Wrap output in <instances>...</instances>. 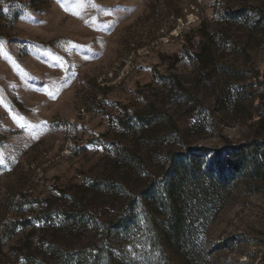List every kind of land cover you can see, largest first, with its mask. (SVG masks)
Returning a JSON list of instances; mask_svg holds the SVG:
<instances>
[{
  "label": "rangeland",
  "instance_id": "374dc122",
  "mask_svg": "<svg viewBox=\"0 0 264 264\" xmlns=\"http://www.w3.org/2000/svg\"><path fill=\"white\" fill-rule=\"evenodd\" d=\"M248 145L187 201L196 242L158 240L169 162ZM79 257L264 264V0H0V264Z\"/></svg>",
  "mask_w": 264,
  "mask_h": 264
},
{
  "label": "trees",
  "instance_id": "16d2710c",
  "mask_svg": "<svg viewBox=\"0 0 264 264\" xmlns=\"http://www.w3.org/2000/svg\"><path fill=\"white\" fill-rule=\"evenodd\" d=\"M251 146L237 147L231 149L226 157L219 156L216 160V169L214 164H206L205 159L200 153H191L185 156H180L172 159L168 164L167 177L165 184L162 187H155L149 190L143 197V212H157L160 205L168 209V215L160 220L153 221L147 225L160 232L156 234L158 240L163 241L175 253L180 251V248L194 244L196 238L193 234L185 233L184 229L187 226L188 220L185 216L187 201L193 197V192L197 201L201 202L206 198H211L212 194L205 195V185L208 183L216 190L223 189V187L230 181L237 170L238 161L251 160L255 164L257 162V155L248 152ZM227 165L229 167L228 171ZM136 217H128L122 219L116 224H112V230L116 236H119L121 231L128 229L131 226L137 225ZM110 230V226L107 227ZM95 257L99 254V249H93ZM194 250V249H193ZM193 250L189 252H193ZM82 258V255H80ZM192 257H186L183 264H193ZM73 264H84L82 259H75Z\"/></svg>",
  "mask_w": 264,
  "mask_h": 264
}]
</instances>
